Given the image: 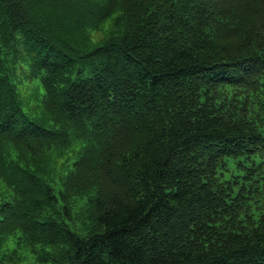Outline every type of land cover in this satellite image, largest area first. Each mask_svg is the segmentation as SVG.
Returning a JSON list of instances; mask_svg holds the SVG:
<instances>
[{
  "label": "trees",
  "instance_id": "trees-1",
  "mask_svg": "<svg viewBox=\"0 0 264 264\" xmlns=\"http://www.w3.org/2000/svg\"><path fill=\"white\" fill-rule=\"evenodd\" d=\"M20 249L264 264V0H0V263Z\"/></svg>",
  "mask_w": 264,
  "mask_h": 264
},
{
  "label": "rangeland",
  "instance_id": "rangeland-1",
  "mask_svg": "<svg viewBox=\"0 0 264 264\" xmlns=\"http://www.w3.org/2000/svg\"><path fill=\"white\" fill-rule=\"evenodd\" d=\"M17 85H18V91L20 93V98L22 100V106L23 109L26 112L31 113L33 116H36L37 114V108L36 105L39 103V99L42 96L43 93V87L39 84V82H34L32 85L36 86L37 89L34 90L33 86L26 87V84H24L23 79L21 80V77H17L16 79ZM38 84V85H37ZM230 171H227L226 174H230ZM78 206L80 207V203L75 204L73 206V211L76 212L78 210ZM8 249H12L16 246V240L14 238H8L7 241ZM19 254H23L24 257L21 260H18L17 262L12 261H4L0 264H38L35 262L34 255L29 253L26 249H20ZM8 253V251L6 252ZM1 257V254H0Z\"/></svg>",
  "mask_w": 264,
  "mask_h": 264
}]
</instances>
